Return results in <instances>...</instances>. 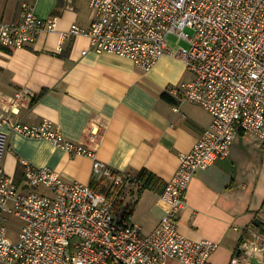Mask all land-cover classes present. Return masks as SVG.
Wrapping results in <instances>:
<instances>
[{"label":"built area","instance_id":"2783aa9c","mask_svg":"<svg viewBox=\"0 0 264 264\" xmlns=\"http://www.w3.org/2000/svg\"><path fill=\"white\" fill-rule=\"evenodd\" d=\"M89 25L73 23L62 38L86 34L89 47L130 59L148 70L162 55L180 58L192 78L168 85L177 100L201 105L211 122L179 164L160 193L167 207L158 224L143 233L132 214L116 215L114 202L131 176L96 157L91 146L102 139V127L90 123L85 141L67 139L50 119L28 124L0 112V156L5 133L45 139L71 155L92 158L91 178L104 190L78 180H65L47 167L22 160L16 182L0 160V262L7 264H210L217 243L190 239L178 231V214L193 173L228 154L239 132L255 135L264 146V0H87ZM21 18L0 21V45L22 47L42 30L56 26V15L34 13L20 3ZM189 28L192 34L185 29ZM176 35L188 46L173 47ZM62 50L61 44L57 47ZM83 50L82 53H85ZM8 101L9 111L23 102L22 91ZM264 216V198L260 207ZM264 221V220H263ZM260 235L240 243L230 264H264Z\"/></svg>","mask_w":264,"mask_h":264},{"label":"crops","instance_id":"0c3cea01","mask_svg":"<svg viewBox=\"0 0 264 264\" xmlns=\"http://www.w3.org/2000/svg\"><path fill=\"white\" fill-rule=\"evenodd\" d=\"M22 1L33 3L38 17L56 15V26L42 30L28 45H0V112L28 124L50 119L75 142L85 141L90 123L98 124L103 136L91 146L97 158L122 173L146 169L166 184L179 155L190 151L211 122L201 105L174 97L175 103L169 102L161 95L168 85L192 78L183 61L162 55L143 70L128 58L91 49L86 34L62 38L73 23L89 25L87 0H0V21L19 20ZM16 91H22L23 102L17 111H9L8 101ZM5 136L7 149L0 160L15 181L18 165L26 160L57 171L65 180L97 182L91 178V157L71 155L41 138ZM160 193L139 190L138 184L127 181L116 196L115 214L131 212L148 233L167 207ZM263 198L264 146L255 135L239 132L226 156L193 173L178 214V231L190 239L216 242L210 264H230L240 243L253 233L260 235L257 244L264 245L262 226L253 223L257 217L264 220ZM165 264L184 263L167 258Z\"/></svg>","mask_w":264,"mask_h":264},{"label":"trees","instance_id":"16d2710c","mask_svg":"<svg viewBox=\"0 0 264 264\" xmlns=\"http://www.w3.org/2000/svg\"><path fill=\"white\" fill-rule=\"evenodd\" d=\"M161 95L169 102L175 101L174 100L175 98L173 99L172 96L167 94L165 91L162 92ZM130 175L131 176L129 177L128 181L138 184L139 190H142L143 188H151V189L157 190L158 192H162V190L164 189L166 185L163 182H161L155 175H153L150 171L146 169H141L136 174H130ZM22 176H23V165L20 163L16 170V175H15L16 181L20 182V179L22 178ZM90 185L97 189L105 191V189L98 182L90 183ZM128 213H131V212H128Z\"/></svg>","mask_w":264,"mask_h":264},{"label":"rangeland","instance_id":"374dc122","mask_svg":"<svg viewBox=\"0 0 264 264\" xmlns=\"http://www.w3.org/2000/svg\"><path fill=\"white\" fill-rule=\"evenodd\" d=\"M189 34H192V31L189 29V28H186L185 29ZM168 43L169 45L173 46V47H178V46H188V43L181 39V38H178L176 35L174 34H170L168 36ZM264 218V216H262ZM178 223V222H177ZM1 264V263H0Z\"/></svg>","mask_w":264,"mask_h":264},{"label":"water","instance_id":"95a60500","mask_svg":"<svg viewBox=\"0 0 264 264\" xmlns=\"http://www.w3.org/2000/svg\"><path fill=\"white\" fill-rule=\"evenodd\" d=\"M253 223H254V225H256V226L261 225V226H262V231L264 232V221H263L262 219H260V218L257 217V218H255V219L253 220ZM251 261H252L253 264H260V263L256 260L255 257H252V258H251Z\"/></svg>","mask_w":264,"mask_h":264}]
</instances>
